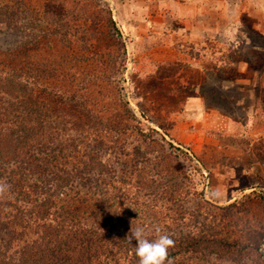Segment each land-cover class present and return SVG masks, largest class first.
Segmentation results:
<instances>
[{
    "label": "trees",
    "instance_id": "obj_1",
    "mask_svg": "<svg viewBox=\"0 0 264 264\" xmlns=\"http://www.w3.org/2000/svg\"><path fill=\"white\" fill-rule=\"evenodd\" d=\"M108 4L94 9L96 23L81 13L78 38L54 19L49 47L0 49V264H138L126 239L137 225L174 240L170 264H264V184L226 206L202 197L185 209L192 178L179 171L191 156L174 162L171 142L135 114L121 86L124 58L109 92L89 67L99 25L124 48ZM21 7L0 0V24L18 28ZM73 38L83 69L61 60ZM251 147L264 163V138Z\"/></svg>",
    "mask_w": 264,
    "mask_h": 264
},
{
    "label": "rangeland",
    "instance_id": "obj_2",
    "mask_svg": "<svg viewBox=\"0 0 264 264\" xmlns=\"http://www.w3.org/2000/svg\"><path fill=\"white\" fill-rule=\"evenodd\" d=\"M105 1L124 48L112 29L99 25L89 67L109 92L124 58L121 86L135 114L171 142L174 162L181 164L182 151L191 156L192 167L185 162L179 171L192 178L185 209L202 197L226 206L264 184V163L251 147L264 138V0H51L53 8L48 0H20L19 27L0 24V49L49 47L54 19L83 35L81 13L92 12L87 16L96 23ZM73 40L60 46L61 60L83 69L87 61L71 53L80 50ZM155 149L149 148L152 158Z\"/></svg>",
    "mask_w": 264,
    "mask_h": 264
},
{
    "label": "clouds",
    "instance_id": "obj_3",
    "mask_svg": "<svg viewBox=\"0 0 264 264\" xmlns=\"http://www.w3.org/2000/svg\"><path fill=\"white\" fill-rule=\"evenodd\" d=\"M6 188L5 184L0 183V194H3ZM126 239L130 244L133 240L136 241L135 255L138 264H170L169 249L174 246V240L159 228L153 230L151 227L137 225L131 228Z\"/></svg>",
    "mask_w": 264,
    "mask_h": 264
}]
</instances>
